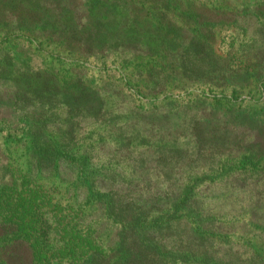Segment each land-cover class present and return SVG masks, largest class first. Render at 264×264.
<instances>
[{
	"label": "rangeland",
	"instance_id": "1",
	"mask_svg": "<svg viewBox=\"0 0 264 264\" xmlns=\"http://www.w3.org/2000/svg\"><path fill=\"white\" fill-rule=\"evenodd\" d=\"M126 1L0 0V49L26 48L33 69L44 58L58 66L60 58L59 69L70 72L65 89L89 85L101 102L96 115L75 118L73 146L61 149L69 155L52 168L63 178L88 170L95 185H80L86 177L80 172L74 184L43 175L35 180L39 164L29 140L42 135L31 116L42 112L53 131L70 100L22 107L6 95L10 84L0 82V192L9 177L16 187L28 185L35 201L45 200L41 194L49 200L33 213L44 216L68 214L70 186L81 196L111 190L100 198L111 212L96 209L87 219L103 224L102 239L112 234L118 241L121 224L132 217L140 244L155 249L161 264H249L256 251L264 252V0H130L133 7ZM195 19L211 25L201 56L189 48ZM170 31L165 43L156 40ZM82 37L80 51L71 48ZM105 37L112 48L101 47ZM153 50L154 57H144ZM118 208L126 212L115 214ZM15 229L0 221V237ZM29 244L0 245V260L33 264ZM48 245L57 247L54 240ZM119 255L102 264H116Z\"/></svg>",
	"mask_w": 264,
	"mask_h": 264
},
{
	"label": "trees",
	"instance_id": "2",
	"mask_svg": "<svg viewBox=\"0 0 264 264\" xmlns=\"http://www.w3.org/2000/svg\"><path fill=\"white\" fill-rule=\"evenodd\" d=\"M126 3L130 7H133L130 0H127ZM165 3H170V0H165ZM132 10L133 8L131 11ZM42 18H40V21ZM48 18L49 16H45V21H47ZM147 19L148 18L145 17V21ZM57 21L58 20H56V24ZM79 25L78 27L81 28L84 34L83 26L81 24ZM189 27H191L193 31L189 41V48L195 56H201L204 54L205 49L209 47V42L207 43L204 34L211 28V25L204 22L202 23L199 19L196 21L195 19L189 22ZM160 29L162 30L160 26H154L155 32ZM171 33L170 31L167 36L166 34L156 36V40L165 43L171 36ZM175 36L176 34H173V37ZM82 39L83 37L81 41H76V43H78L77 47L75 44L71 46V48H76V50L78 49V51H80L81 46L84 45ZM108 39V37L104 38L101 47L106 46L112 48L110 45L111 41H107ZM18 50L20 53H18L17 50L8 51L0 49V82H8L12 91H6V95H12L14 102L21 104L22 107H30L33 106L32 103H34V101L48 100L52 97H61L70 100L66 116H63L59 121H55L54 127L51 128L53 131L49 129V125L52 123L51 120L47 119L45 115L42 118V112L37 111L36 115L34 113L31 116L32 124L40 127L39 130L42 135L40 139L39 136H31L29 140V146L33 156L32 159L39 164V168H37L36 172L37 175L33 174V177L35 180L41 178L40 176L42 175V177L48 178L56 177L60 179L58 180L59 184H63L64 181L68 184H70V182L74 184L75 181H78L80 172L86 175L84 179L80 177V185L83 181H88L94 186L95 181L93 177L90 178V171L88 170L78 169L77 174L71 170L69 176L67 173V177L63 178L60 176L58 170H53L52 168L60 155H69L70 149L65 151H61V149L72 145L71 136L74 135L77 129V124L74 123L75 118L81 114L85 116L96 115L97 111L95 112V110H93L94 107H98L99 110V104H101V102L97 90L91 89L89 85L86 84L66 90V84L70 82V72L68 69H59V67H62L64 64V61H61L60 58H56V60H58V66H53L47 58L43 57L44 59L41 58L44 65L41 67L42 70L40 68L33 69L29 67L31 62L30 59L32 58L30 51H26L24 47ZM31 54L37 55L33 50ZM155 54L154 50L153 52L149 51L144 57H154ZM171 59L173 60L171 61ZM176 59L177 56H175V58H169V64H176ZM152 61L153 60H151V62ZM254 63L255 62L251 64ZM261 81L264 83V79ZM76 83L79 84V81L77 80ZM76 92L77 94H75ZM11 104L13 105V103ZM40 108L42 110L45 109L43 106H40ZM50 132L54 133L52 137L49 135ZM203 132H206V130H203ZM62 134H68L70 138L66 139L62 137ZM207 134H209L208 131ZM195 139L196 142L202 144V138L200 139L199 136H196ZM205 141L210 144L208 140ZM5 182V186H2V191L0 192V221L14 223L16 229L14 230L15 233L10 232V235L14 236L13 238H11L12 236L10 238L9 236H1L0 245H11L14 240L28 241L31 251L30 259L33 264L39 263L40 261L49 264L48 258L51 257L57 258V261L67 259L73 263L81 259V262H85L89 259V262L90 260H94L95 264H102L109 262L119 254V261L116 264H147V260L148 263L150 261L152 264L162 263L155 249L152 252L148 251L147 247L143 245L144 240L143 243L140 244L142 236L134 230V227H136V220L133 221L132 217L129 218V220L124 218L128 221H123L121 224L120 227H122V230H119L120 232L118 235H120V238L118 241L114 238L116 235L113 236L112 234L105 235V238L102 239V234L99 233V230H102L103 224L97 225L96 223L97 227H95L94 223H90V221L87 220L90 218L89 216H91L90 213H92V211L95 212L96 209H100L102 214L111 212L112 208L100 201L101 196L112 193L110 192L111 190L103 192L97 190V196L94 193L86 194V192L81 196L80 192H76V188L74 189L70 186L69 190L74 192L68 198L71 200V203L68 204L65 209L68 214L54 213L44 214V216H42V214L33 213L40 210L41 206L47 208L49 200L46 199L44 194H41V197L45 199V202L35 201L36 193L32 191L28 185L23 184L22 186L16 187L17 184L14 183L13 177L12 179L9 177ZM80 189L82 190V188ZM94 196H96V198ZM53 206L58 210V203L53 204ZM8 208H11L12 213ZM121 212H126V209L118 208L115 214ZM121 217L122 216H120V218ZM113 239L114 241L112 242L111 240ZM128 239H131V241L135 239V243L131 246V241L126 243ZM51 240H54L57 246L54 249L48 248V242ZM252 257L249 264H264L263 251L262 253L256 251ZM10 259L11 258L8 257L7 262L0 260V264H12Z\"/></svg>",
	"mask_w": 264,
	"mask_h": 264
}]
</instances>
